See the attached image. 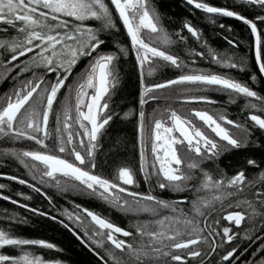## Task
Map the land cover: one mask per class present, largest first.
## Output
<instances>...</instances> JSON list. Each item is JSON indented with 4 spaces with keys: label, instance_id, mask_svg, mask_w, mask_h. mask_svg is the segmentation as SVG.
I'll use <instances>...</instances> for the list:
<instances>
[{
    "label": "snow or ice",
    "instance_id": "obj_1",
    "mask_svg": "<svg viewBox=\"0 0 264 264\" xmlns=\"http://www.w3.org/2000/svg\"><path fill=\"white\" fill-rule=\"evenodd\" d=\"M241 2L264 10V0ZM186 3L209 14V18L213 15L231 17L248 25L255 37V60L260 73L264 75V39L254 20L227 8L212 6L204 0H186ZM110 5L111 7L106 0H0V25L8 26L0 27V33H7L9 28L16 32L15 36H9L7 39L0 37V50L10 54L5 60H0V68L4 69L0 75L7 79L11 72L19 69L17 77L30 71L34 77L19 81L10 93L0 97V137L31 140L41 148L47 149L45 141L50 138L49 118L53 114L58 93L65 88L73 68L81 58H89L80 80L70 89V93L75 96L74 107L67 103L66 97L61 113L56 116V132L60 136L55 152L66 153L74 160L55 152L39 150L12 152L11 155L20 159L25 167L39 173L41 183H44V178L47 177L56 181L59 186L60 181L56 177L61 174L78 181L84 189L98 195L114 208L123 212H147L153 216L151 221L137 224L132 231L89 209H80L79 205L78 212L67 214L68 220H74L81 225L84 224L85 217L90 218L91 224L84 235L89 237L96 247H105L106 244L111 246L107 249L111 264H188L189 259L195 260L210 255L222 246L215 239V236H220L221 233L214 227L220 223V219L234 224L237 228L244 223L250 224L252 228H264V172L259 173L256 179H251L246 176L244 170L227 176L220 169L210 172L202 167L205 162L218 160L224 152L248 145L251 130L245 124L229 119L223 111L210 113L206 109H192L182 114L174 109H166L155 113L148 123H145V113H139V171L145 182L154 184L161 191L191 190L196 194L191 201L187 197L179 201H167L153 195L151 191L139 193L129 190L124 185L138 184L135 173L128 167L119 168L113 179L88 170L96 168L97 142L102 130L113 119V113L110 111L111 93L119 84L115 63L119 57L113 52L99 51L106 43L102 34L116 29L113 9L130 37L132 50L141 71V106L149 100L158 99L155 95H149L150 93L177 84H191L210 86L217 91L229 93V101L232 103L236 102L237 97L250 98L245 107L264 113V96H260L247 83L233 79L227 74L189 69L176 79L152 85L145 84V71L151 76L160 67L156 63L157 60L177 69L187 68L188 65L179 55L169 50L175 41L172 34L164 28L161 13L152 0H110ZM256 20L264 22V15H258ZM86 21H99L100 27L90 26ZM184 28L200 40V32L190 23L186 22ZM176 35L181 40L184 39L179 33ZM228 42L233 47L237 46L234 41ZM119 51L127 55L126 48L120 47ZM29 54H32L30 60L33 67H21L19 63H15ZM194 54L204 56L202 52ZM210 55L218 65L243 70L242 62L232 61L214 52H210ZM33 68H44L49 74L55 73L54 81L44 86V75L37 76ZM17 77L12 78L15 80ZM251 79L255 81L256 76L253 75ZM252 100L259 101V105ZM184 102L216 103L203 95L186 96ZM247 119L254 127L264 130V115L252 111ZM76 125L82 131H75ZM28 161L32 163L29 164ZM247 163L257 167L255 160L250 159ZM38 165H43V168ZM6 178L27 185L46 196L40 187L29 184L24 179L16 176ZM36 178L34 174L33 179ZM258 184L261 187H257ZM5 187L0 184V189ZM209 192L212 193L210 197L199 195ZM0 199L19 204L18 201L2 194ZM186 203L190 204V209L179 207ZM217 204L219 207H216ZM19 206L28 208L27 205ZM28 210L41 216L47 215L39 209ZM165 211L171 214H163ZM213 212L218 215L226 214L219 219L212 217L209 220L208 217L212 216ZM60 223L69 228L64 221L61 220ZM74 234L85 243L79 234ZM238 235L229 227L222 229V240L226 243H231ZM121 237H131L137 242L133 243ZM245 238L252 239L247 235ZM26 246L56 248L50 242L22 239L15 236L10 229L0 228V249H20L18 255L0 252V264H49L42 257L27 251ZM237 251V247L231 248L222 256V260H239ZM260 251L264 252V246ZM96 254L99 256V253ZM99 258L104 264H109L106 257Z\"/></svg>",
    "mask_w": 264,
    "mask_h": 264
},
{
    "label": "trees",
    "instance_id": "obj_2",
    "mask_svg": "<svg viewBox=\"0 0 264 264\" xmlns=\"http://www.w3.org/2000/svg\"><path fill=\"white\" fill-rule=\"evenodd\" d=\"M106 2L111 7L110 0H106ZM204 2L212 6L236 11L247 19L254 20L257 23L258 30L261 31L262 39H264V22L256 20L258 15H264V10L242 3L241 0H204ZM152 3L161 13L164 28L168 33L172 34V39L175 41L169 50L179 55L188 67L177 69L164 61L157 60L156 63L160 67L151 76L147 75L145 71V84L163 83L178 78L189 69H195L202 72L227 74L233 79L247 83L260 96H264V75L260 73L255 60V37L248 25L231 17L213 15L209 18V14L195 9L193 5L187 4L186 0H152ZM113 17L116 29L105 31L102 34V38L106 40V43L102 45L99 51L113 52L119 57L115 62L119 73V84L111 93L110 111L113 113V119L102 130L97 142L98 148L95 153L96 168L95 170L88 168V170L93 171L94 174L113 179L119 168L128 167L135 173L138 184V186L124 185L129 190L139 193L151 191L153 195L167 201H179L184 197L191 201L196 195L191 190L184 192L161 191L154 184L145 182L143 175L139 171V113L141 111L145 113V123H148L155 113L166 109H174L182 114L188 113L192 109H206L210 113L223 111L229 119L245 124L251 130V134L247 147L224 152L218 160L205 162L202 167L210 172L220 169L227 176H232L238 171L244 170L246 176L251 179H256L259 173L264 172V130L254 127L252 122L247 119L252 111L261 115H264V113L245 107L250 98L237 97L236 102L232 103L229 101V93L217 91L210 86L177 84L170 88L158 90L156 93H150L149 95H155L158 99L149 100L148 103L141 106V71L135 53L132 50L130 37L127 35L126 29L114 9ZM186 22L200 32V40H197L187 32L184 28ZM85 23L93 27H100L99 21H86ZM220 25H224V27ZM0 27L7 28L8 26L0 25ZM177 33L182 35L184 39L181 40L176 35ZM15 35L16 32L11 28L8 29L7 33H0V37L5 39ZM228 41H234L237 46L233 47ZM120 47L127 49V55L119 51ZM195 52H202L204 56H196ZM210 52L228 57L238 63L242 62L243 70L216 64L212 60ZM9 55V53L0 50V60H5ZM31 55L21 57L20 61L15 63H19L21 67H33L30 60ZM88 59L81 58L73 68L72 75L66 82L65 88L58 93L57 102L53 106V114L49 118L48 130L50 138L45 141L48 145L47 149L41 148L40 145L31 140H13L0 137V184L6 186L4 189H0V194L9 196L12 200L19 202V204H13L8 200L0 199V228L10 229L15 236L22 239L43 240L54 244L56 246L55 249L26 246L27 251L42 257L49 264H56V262H59V264H104L99 256L106 257L109 259V264H111L109 252L107 251L111 246L106 244L105 247H96L95 243L84 235L85 230L91 224L90 218L85 217L82 225L77 224L74 220L67 219L68 213L79 211L77 205L80 206V209H89L126 230L134 231L137 224H143L153 219V216L147 212H123L114 208L98 195L91 194L84 189L78 181L71 177L57 174L56 178L60 181L59 186H57L56 181L47 177L44 178V183H41L39 173L25 167L20 162V159L11 155L12 152L19 153L24 150L55 152L58 136H60L56 132V116L61 113L66 97L68 98L67 103L71 100L73 93H70V89L74 88L80 80L81 73L88 64ZM33 71H35L37 76L44 75V86H47L49 82L55 79V73L49 74L44 68H33ZM3 72L4 69L0 68V74ZM17 72H19V69L11 72L7 79L0 75V97L10 93L19 81L34 78L31 71L24 72L19 77H17ZM253 75L256 76L255 81L251 79ZM12 77H17V79L14 80ZM188 89L192 91H186ZM200 95L207 96L216 103L184 102V97L186 96ZM252 102L258 105L260 103L256 100H252ZM55 154L68 158L62 153L55 152ZM68 159L73 160L71 158ZM250 159L256 161L257 167L248 165L247 161ZM28 163L31 164L32 162L28 161ZM38 167L42 169L43 165H38ZM81 167H87V165H81ZM34 174L37 177L35 180L33 179ZM9 176L19 177L28 181L29 184L40 187L42 192L46 193V196L34 191L33 188L27 185H21L14 180L7 179L6 177ZM257 187H261V185L258 184ZM199 195L210 197L212 193H200ZM25 197H30V199H25ZM126 198L132 199L131 197ZM19 205H27L28 208L20 207ZM179 207L188 210L190 209V204H181ZM216 207H219V204ZM29 208L39 209L47 213V215L35 214L29 211ZM228 210L232 211L234 209ZM80 214L84 215L83 213ZM163 214L170 215L171 213L165 211ZM224 214L226 213L218 215L213 212L208 219L211 220L212 217L219 219ZM192 215H195V213H192ZM51 217H56V219L54 220ZM198 219L203 220L200 217ZM18 220L24 222H17ZM61 220L67 223L69 228H65L60 223ZM203 226L202 223L201 227ZM214 227L217 232L221 233L220 236H215V239L222 246L210 255L195 260L189 259L188 264H245V262L247 264H264V252L260 251L261 247L264 246V228L259 226L252 228L248 223H244L237 228L234 224L223 219H220V223L214 225ZM224 227H229L234 233L239 234L231 243H226L222 240V229ZM74 233L79 234L85 240V243H82L81 239H78ZM246 235L251 236L252 239H246ZM257 237L259 238L257 239ZM121 238L133 243L137 242L136 239L131 237ZM86 244L89 246H86ZM204 247L206 248L207 246L205 245ZM233 247L238 248L236 255L240 259L223 261L222 256ZM112 251L115 252L117 250L112 249ZM0 252L18 255L20 254V249L6 247L0 249ZM96 253H99V256Z\"/></svg>",
    "mask_w": 264,
    "mask_h": 264
},
{
    "label": "rangeland",
    "instance_id": "obj_3",
    "mask_svg": "<svg viewBox=\"0 0 264 264\" xmlns=\"http://www.w3.org/2000/svg\"><path fill=\"white\" fill-rule=\"evenodd\" d=\"M89 91H91V90H89ZM68 104H69L70 106H73V107H74V104H75V96H74V93H73V96H72L71 100L68 102ZM85 110H86V109H85ZM73 114H74V112H73ZM193 119H194V118H193ZM196 122H197L198 124L201 123V122H199V121H196ZM85 123H87V122H85ZM89 127H90V125H89ZM74 130H75V131H82L81 129H79V126H78V125L74 126ZM58 140H59V136H58ZM64 155L67 156L66 153H64ZM68 158H71V159L74 160L73 157L68 156Z\"/></svg>",
    "mask_w": 264,
    "mask_h": 264
}]
</instances>
